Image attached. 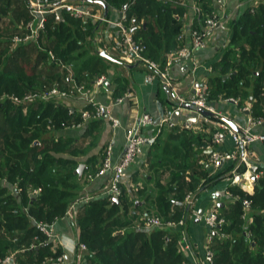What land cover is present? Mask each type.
I'll return each instance as SVG.
<instances>
[{
    "label": "trees",
    "instance_id": "obj_1",
    "mask_svg": "<svg viewBox=\"0 0 264 264\" xmlns=\"http://www.w3.org/2000/svg\"><path fill=\"white\" fill-rule=\"evenodd\" d=\"M105 1L110 7L125 9L128 16L137 18L140 24L131 28L136 39L148 45L147 55L153 60L163 65L167 54L179 47L176 38L186 10L181 0ZM211 2L196 0L204 10L203 24L214 9ZM0 3L3 11H7L9 0H0ZM24 4L25 0L14 7L18 19H29ZM96 24L89 20L84 22L66 12L59 21L50 17L43 34L45 49H38V58L48 59L53 66L74 63L73 78L79 83L93 85L96 78L106 71L104 58L92 42ZM231 24L234 28L231 43L216 66L227 77L214 79L210 98L240 96L246 99L252 95L262 104L259 110L264 115V5L259 6L255 13L244 12ZM30 48L33 51L37 49L19 46L9 52L0 48L1 94L21 95L32 90L38 82H34L38 75V60L33 65L31 61H25L27 56L32 58L28 51ZM51 50L55 59L49 57ZM251 85L252 90L249 91L247 87ZM123 92L124 85L121 84L114 93L121 96ZM82 119L81 114L75 115L71 107L56 99L35 101L27 106L25 112L22 105L11 100L0 102V258L20 246L23 248L22 256L15 257L19 264H37L42 259H56L64 253L62 247L55 248L54 243H48L50 238L36 224L41 221L52 225L56 219L67 215L73 201L82 199H77V180L67 184L69 179L78 175L73 168V160L55 154L61 151L59 145L63 142L47 140L43 134L47 130L78 124ZM186 135L183 141L191 138V135ZM184 146L175 147L181 150L182 157L175 154L176 159H162L167 165L171 163L173 169L165 183L160 177L155 181L156 196L146 188L139 192L146 194L150 208L157 211L163 220L178 221L182 217L187 220L191 207L186 205L184 208L178 203L185 201L186 190L194 193L195 200L202 190L221 178V174L206 177V171L199 175L190 172L198 152L186 143ZM257 166L263 174L255 181L254 192L237 188L239 197L233 202V212L224 216L226 223L220 229L231 237L214 238L216 264H264V166ZM4 179L14 185V192L10 185L3 183ZM36 187H41L42 191L33 196L31 190ZM243 199L252 202V222L242 218ZM131 207H134L133 211ZM141 209L142 206L136 205L133 199L129 200L124 192L116 200L109 196L84 204L75 228L76 242L85 243L87 249L80 259H75L74 264H182L184 257L179 252L181 234L171 232L168 227L145 229L144 222L149 218V212L146 211L144 216L137 214ZM33 244H39L38 250L31 248Z\"/></svg>",
    "mask_w": 264,
    "mask_h": 264
},
{
    "label": "crops",
    "instance_id": "obj_2",
    "mask_svg": "<svg viewBox=\"0 0 264 264\" xmlns=\"http://www.w3.org/2000/svg\"><path fill=\"white\" fill-rule=\"evenodd\" d=\"M211 1L215 9L216 5L213 3V0ZM240 1L241 0H227L228 6L224 13L228 16L229 23L225 30H213L209 32L205 38L206 46L204 48L193 51L188 60L176 59L173 62L171 73L172 76L175 77L176 83L182 93H190L192 83L196 81V79L208 83L211 89L215 78L218 76L227 77V75L221 74L216 66L231 43L234 32L231 21L237 20L247 11L245 6H241ZM181 2L186 6V10L182 16L183 25L176 40L178 41L179 47L190 48L194 42L192 38L193 30L196 28H206L209 24H203L202 21L200 22L198 20L196 0H181ZM24 7L27 9L26 4H24ZM27 12L29 14L28 9ZM121 12V9L111 6L108 14L105 15V7L103 6V15L107 16L110 22L91 21L95 24L97 23V31L92 42L97 44L98 54L104 58L106 71L102 75L107 76V81L110 82V85L105 84L99 89H95L94 83L98 77L93 85L77 82V80L73 78L74 75L57 78V83L64 89H69L73 84L85 85L86 89L91 90L90 93L97 101L105 106L108 105L111 114L119 119L120 124L118 126H113L109 117L89 119L87 121L82 119L78 124L47 130L43 135L47 140H53L54 142L60 140L63 142L59 146L65 150L63 151L61 149V151L55 154L74 161L73 168L78 176L77 178L69 179L67 184L69 185V183L75 180H77L78 184L81 183L78 187L79 193L77 199L80 197L82 199L73 201L70 207V209L76 213V217H78L84 204L92 199L107 197L103 192V185L108 181L109 174L102 176H97L96 174L99 171L98 168L102 163L101 161L105 156V150L108 145H112L113 161L118 160L124 152L123 150L126 146L128 131L134 126L137 118L141 116L144 111L152 114L154 117V124L142 130L143 133L150 137V140L144 144L142 154L127 168V174L121 183V187H123L124 194L129 196V200L133 199L136 201V205L142 206V209L138 210L137 214L144 216L143 214L147 211L149 212V217H151L150 212L155 210L150 208V200L146 199V194L141 195L139 192L146 188L147 191L156 194L157 188L154 187V183L159 179L156 178L158 173V176L163 179L161 180L162 183L170 179L168 175L170 176L171 170L173 169L171 167L172 164L170 163L167 165L165 161L168 157L175 158V154H179V157H182L180 155L181 150H176V146L184 148L186 143L187 146L189 145L194 151H197V159L193 161L190 172L199 175L206 171V177H214L217 176V174H221V178L212 186L202 190L199 197L194 200V205L189 212L190 221L185 220L186 223L182 228L168 227V229H171L173 233L177 231L180 234L183 229L186 230L191 247L189 249H187L186 246L184 247L180 239L179 252L184 257V260H188L190 263H201L204 260L203 257L207 246L211 245L214 249L213 246L216 245V242H209V227L203 219L194 216V213L200 215L215 211L222 217L230 215L234 209L233 202L239 197L236 189L241 188L239 185H232L229 183L232 163L225 162L223 166L216 169L210 162V150L206 149V145L213 134L215 121L222 119L208 117L209 119L206 121L193 108L185 107L179 110V112H176L175 116L169 122L161 123L164 112L171 106V99L167 87L162 83L160 78L156 77L152 81L146 78L147 75L151 73V70L145 64H126L118 59L114 42L115 39L119 37V29L114 25V22L120 19ZM29 19L22 17L19 19L16 18L17 21L14 24V27L17 29L16 32L25 30V24ZM44 31L40 33L36 41L34 40L29 44L20 43L15 46L17 48L19 46H34V48H37L35 51H33L34 49L32 50V48L28 49V51L32 54H38V49H43L40 40L44 38ZM12 45L14 44L12 43ZM101 49L106 50L105 52L109 57L100 53ZM155 61L160 63L158 60ZM39 66L40 63L38 67ZM56 67L58 66L52 65L49 70L47 69L48 72L45 74L51 76ZM44 78L45 76H42V79ZM121 84L124 85V92L121 96H115L114 92ZM247 88L251 91L252 85ZM93 92L95 93L93 94ZM127 92L131 93L130 96L126 97L123 102L117 103L116 99L124 96ZM237 98L240 99L239 104L228 102L226 101L227 98L223 96L213 99L210 98L209 101L219 115L227 117L235 123L237 127L244 125L248 117L252 115L264 119V115H262L259 110V106L262 104H259L257 98L252 95L246 99H242L240 96ZM58 101L64 102L69 108L71 107L75 115L81 114L86 108H91V105L82 94H71L69 97L59 99ZM246 105L250 107V111L241 110V108ZM187 121L191 123L190 128L185 127ZM254 130L256 132H264V122L259 126H255ZM186 134L191 135V138L184 140V143L183 138L187 136ZM216 147L229 151L234 149V144L232 139L228 137L222 145ZM248 151L250 154L249 159L255 163L254 166H264V143L259 141L253 142ZM160 156H162L161 159ZM91 157H93V159H90ZM80 166H82L83 170L81 174L77 172ZM243 167L245 169V166ZM256 171L262 172L258 170V166ZM204 181L205 179L201 182ZM255 185L254 183V188L249 193L254 192ZM178 203L181 206L184 205V208L188 205L185 201ZM133 209L134 207H131V211H133ZM252 212L253 210L250 209L244 220L252 222ZM76 222L77 218L72 221L68 216H64L56 219L52 224L55 234L54 238H52V243H54L55 248L58 246L62 247L66 255V262L63 264H74L75 258L77 259L78 257V250L74 247L76 245L77 235L75 228ZM136 223L138 224V221H136ZM220 227L221 226H218L219 229ZM228 235L230 234H227V236ZM65 244L67 247H65ZM72 247H74V249Z\"/></svg>",
    "mask_w": 264,
    "mask_h": 264
},
{
    "label": "built area",
    "instance_id": "obj_3",
    "mask_svg": "<svg viewBox=\"0 0 264 264\" xmlns=\"http://www.w3.org/2000/svg\"><path fill=\"white\" fill-rule=\"evenodd\" d=\"M105 1V0H102ZM106 2V1H105ZM183 4V2L180 1ZM216 8L212 10L208 18L204 20L205 24L209 26L200 29L196 28L192 32L193 45L190 48L178 47L177 50L171 51L167 54V61L164 65L151 59L147 55L148 45L142 40L136 39L133 33L134 25H139V21L135 16H128L125 9H122L121 17L118 21L114 22L119 29V37L115 39V49L117 51L118 59L126 64H145L151 73L147 75V79L152 81L153 79L160 78L162 83L167 87L168 94L171 99V106L168 108L162 117L161 123L169 122L176 112L187 107V105L193 106V109L199 113L196 108L201 107L213 113H218L211 105L210 88L208 83L202 82L198 79L193 81L191 92L188 94L182 93L179 86L176 83L175 77L172 76L171 66L173 62L178 59L191 54L193 51L206 46L207 34L213 30H225L228 26V16L224 12L227 9V0H213ZM241 6H245L247 11L255 13L259 6L264 5V0H241ZM26 7L29 11L30 19L25 24V30L17 31L12 37L13 44H29L32 41H36L42 31L46 29L48 19L52 17L54 21L61 20L63 13H70L72 16L81 19L82 21H106L110 22L107 16L103 15V6L93 3L88 0H26ZM196 11L198 14V20L201 22L203 18V8L200 5H196ZM106 50L101 49L100 53H105ZM50 59H55V54L51 50L49 51ZM107 76L101 75L94 83L95 89H99L104 86L107 81ZM90 89H86L83 84H73L69 89L62 88L58 83L52 85V87L42 90H34L19 94L3 93L0 95V102L4 100H11L15 104L28 106L35 101H51L52 99H65L71 94H82L91 105V108H86L81 112L82 118L87 121L89 119L107 118L112 121L113 126H118L120 121L117 117L111 114L108 105H103L95 99L90 93ZM97 91V90H96ZM95 92H93L94 94ZM91 94V95H90ZM131 93L127 92L124 96L116 99L117 103L124 101L126 97H129ZM226 101L239 104L240 99L237 97L227 98ZM242 111H250L249 106H243ZM206 121L208 117L199 113ZM264 122L261 117L249 116L247 122L244 125H240L237 129H233L227 122L223 120L215 121L214 129L211 139L206 145V149L210 150V162L213 167L220 168L225 162L232 163V169L229 174V183L232 185H239L243 190L250 192L254 188L255 181L263 174V172H257L253 170L254 162L249 159V147L253 142L259 141L264 143V132H256L255 126H259ZM154 124V117L152 114L144 111L139 116L134 126L128 131L127 142L124 148L123 154L116 161L112 159V145L109 144L105 150V156L99 166L97 176L108 175V181L103 185L104 194L107 197L118 198L123 194V187L121 183L127 174V168L133 163L141 154L144 144H146L150 137L142 132L143 128ZM191 123L187 121L185 123L186 128H190ZM230 137L234 144V149L225 151L218 149L216 146L222 145L226 139ZM245 166V169L244 167ZM92 176V175H90ZM41 187H36L31 190V195L37 196L41 193ZM194 193L189 192L185 196V203L189 207H193ZM244 212L242 218L245 219L247 212L252 209V202L249 199H243ZM68 217L73 221L77 217L76 213L70 209L67 212ZM197 218L203 219L209 227L208 239L210 243L215 241V237L227 238V234L222 232L218 225L226 223L225 218L212 211L208 214L194 213ZM145 228H182L186 223L182 218L179 221L175 220H163L159 216L149 217L144 222ZM36 226L45 233L50 239L54 238L53 225H48L44 222H37ZM181 240L187 249L191 247L190 240L185 229L182 230ZM247 236L251 237V234L247 232ZM39 244H33L32 249L38 248ZM65 247L67 245L65 244ZM80 253L87 249L85 243H76L74 246ZM74 247H72L74 249ZM204 260L201 263H190L188 260H184L182 264H216L215 252L211 245L207 246L204 253ZM66 255L62 253L56 259L50 257L46 258L45 264L50 262L51 264H63L65 263ZM0 264H16L15 254L11 253L5 257L0 258Z\"/></svg>",
    "mask_w": 264,
    "mask_h": 264
},
{
    "label": "rangeland",
    "instance_id": "obj_4",
    "mask_svg": "<svg viewBox=\"0 0 264 264\" xmlns=\"http://www.w3.org/2000/svg\"><path fill=\"white\" fill-rule=\"evenodd\" d=\"M9 2L10 3L8 5V10L7 11H3L2 3H0V17H1V19H0V41H1V45L0 46L1 47L0 48H6L7 50H9V52H11L12 50L16 49V46H15L16 44L12 45V42H11V39L14 36V33L17 30L14 27V24L17 21L16 17H15L14 7H17L18 5H20L23 2V0H9ZM9 40H10V42H9ZM43 42H45V41L42 38V40H40V43L42 44V48L45 49L44 48L45 44H43ZM94 48L97 49V44L96 43L94 44ZM30 55H32V56H30V57H32L30 59L28 58V56L25 57L26 63L31 61V63L33 65L36 62V60L38 59V62L40 63V66L37 69L38 70L37 71L38 75L34 78V82H36L37 80H38V82L35 84V86H34V88L32 90H26V92L34 91V90H42V89H45V88L52 87V85L57 83V78L58 77L61 78V77H65V76L66 77L67 76H73L74 63H69V64L68 63H62V65L56 67V69L53 70V74H51V76H49L48 74H45V73L48 72L47 69L49 70V68L52 66L47 61L48 59L46 60V59H43V58L42 59L41 58H37L38 56H37L36 53H34V54L31 53ZM11 63L14 66L17 65L16 62L15 63L11 62ZM39 70H42L43 72H39ZM42 76H45V78L41 79ZM3 93H6V92H3ZM2 94L0 93V95H2ZM26 108H27V106H23L24 112L26 111ZM158 174L156 175V178H159ZM170 177L171 176L168 175V178H170ZM161 180H163V179L161 178ZM3 183L10 185V190L11 191H13V192L15 191L14 190V188H15L14 185L7 183L6 179L3 180ZM80 184L81 183H79V185ZM186 192L189 193L191 191L186 190ZM154 195L156 196V194H154ZM66 216H68V215H66ZM150 216L151 217H155V216H159L160 217V214L157 211H153V212H150ZM187 220H189V221L191 220L190 219V215H188V219ZM228 237H231V235H228ZM21 250H23L22 246H20L19 248L16 247L15 249H12L11 253L15 254V257L17 255V257L19 256V258H20V256H22L21 255ZM82 252L80 253V256L77 257V259L81 258ZM77 254H78V252H77ZM48 258H50V257H48ZM16 260H17V262H16ZM16 260H15L16 264L17 263L19 264V262H18L19 259H16ZM45 260H46V258L40 260L37 264H45ZM48 264H51V263L48 262Z\"/></svg>",
    "mask_w": 264,
    "mask_h": 264
},
{
    "label": "water",
    "instance_id": "obj_5",
    "mask_svg": "<svg viewBox=\"0 0 264 264\" xmlns=\"http://www.w3.org/2000/svg\"><path fill=\"white\" fill-rule=\"evenodd\" d=\"M88 1H91V2H93V3H96V4H100V5H102V6H104L105 7V15H107L108 14V12H109V9H110V6L105 2V1H102V0H88ZM104 56H107V57H109L108 56V54H106V52L105 53H102ZM190 57V54H188V55H186L185 57H182V58H178L179 60H188V58ZM106 84H108V85H110V82L109 81H106ZM187 107H190V108H193V106H191V105H187ZM196 110L199 112V113H201V114H203L204 116H206V117H217V118H220V119H222L223 121H225V122H227L233 129L235 128V129H237V126L235 125V123H233L230 119H228L227 117H224V116H221V115H219L218 113H213V112H211V111H208V110H206V109H203V108H201V107H197L196 108ZM253 170L254 171H256L257 170V166H254L253 167ZM77 172L78 173H82L83 172V170H82V166H80L78 169H77ZM115 200L117 199V198H114ZM218 226H220V225H218ZM53 232H54V229H53ZM53 242V239H50L49 241H48V243H52ZM39 248V247H38ZM38 248H36L37 250H38Z\"/></svg>",
    "mask_w": 264,
    "mask_h": 264
}]
</instances>
